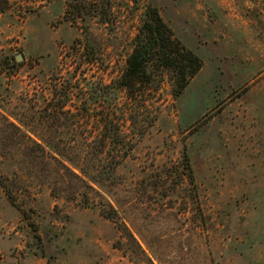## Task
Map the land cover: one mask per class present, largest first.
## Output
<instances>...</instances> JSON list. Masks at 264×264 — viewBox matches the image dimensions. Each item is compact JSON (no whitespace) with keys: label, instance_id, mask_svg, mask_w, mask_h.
I'll use <instances>...</instances> for the list:
<instances>
[{"label":"rangeland","instance_id":"obj_1","mask_svg":"<svg viewBox=\"0 0 264 264\" xmlns=\"http://www.w3.org/2000/svg\"><path fill=\"white\" fill-rule=\"evenodd\" d=\"M8 5L0 14V57L22 55L16 62L24 64L0 74V177L16 201L0 186V264H264V0H112L110 24L92 18L77 26L64 0ZM152 8L202 70L179 97L167 75L132 118H119L129 151L110 186H95L100 196L90 191V205L64 192L54 197L44 178L54 167L23 151L33 128H21L15 116L49 97L54 77L67 76L64 54L85 22L101 46L100 69L85 77L105 85L118 79ZM92 94L82 82L73 106L81 110ZM115 98L109 91L90 116L68 105L78 115L59 131L104 133L103 122L125 111L123 94ZM110 206L113 220L103 216Z\"/></svg>","mask_w":264,"mask_h":264},{"label":"trees","instance_id":"obj_2","mask_svg":"<svg viewBox=\"0 0 264 264\" xmlns=\"http://www.w3.org/2000/svg\"><path fill=\"white\" fill-rule=\"evenodd\" d=\"M54 1L56 0H41L43 3ZM64 1L66 15L75 26L80 21L84 22L92 18H98L102 24L111 23L112 0ZM8 2L9 0H0V14L10 10ZM2 3L3 7H1ZM80 30L82 38L78 39V43L75 42L73 46L68 47V51L64 54L66 58L63 68L67 70V76L54 77L49 97L41 95L42 101L36 100L30 109H25L23 107L25 105H22L21 116L16 115L14 120L25 130L33 128L32 131L23 135L25 139L22 143L23 151L33 158H37L36 153H39L43 162L48 161L54 167L53 175L44 177L48 183L54 184L52 195L57 197L58 193L64 192L66 200L75 201L81 198L90 205L93 202L90 191L100 196L99 190L110 186L111 179L116 178L115 169L128 154V143L118 122L119 118L123 119L126 115L132 118V111L139 101H147L153 93H158L167 75L176 84L172 95L179 97L202 70L203 62L175 36L159 11L152 8L134 39L132 52L126 60V70L118 79L105 85L102 80L90 81L85 77L87 70L100 69L101 46L86 22ZM77 44L80 45L79 48L76 47ZM23 64H18L14 58L0 57V74L12 75L9 72L10 69L16 71ZM59 68L60 64H56L55 70ZM82 82L93 91V94L92 99L82 103L80 110L73 106L72 96ZM109 91L114 92L116 100L120 94H123L126 103L125 111H122L120 116L115 114L118 117L116 120L107 118L103 122L104 133L98 136L90 134L76 136L59 131L62 128H68L71 124L70 119L78 115L73 113L71 108H67L68 105L78 109L84 116H90L91 106L98 107ZM28 111H31L33 115H28ZM2 118L9 126L20 131V127L10 122L9 118L4 116ZM37 129L51 131V133L40 134L36 131ZM109 146L121 148L122 155H111ZM118 157L120 159H117ZM184 162L186 170L189 171L187 157L184 158ZM73 180L80 182L82 187H72ZM7 182L8 179L0 177V186L8 198L12 199V203L16 204L13 200L14 191ZM110 209L111 213L103 215L107 220H113L116 214L113 207L110 206ZM49 263L52 264L51 261Z\"/></svg>","mask_w":264,"mask_h":264},{"label":"water","instance_id":"obj_3","mask_svg":"<svg viewBox=\"0 0 264 264\" xmlns=\"http://www.w3.org/2000/svg\"><path fill=\"white\" fill-rule=\"evenodd\" d=\"M23 58H24V57H23L22 55H20V56H18V57L16 58V60H17V61H21V60H23Z\"/></svg>","mask_w":264,"mask_h":264}]
</instances>
